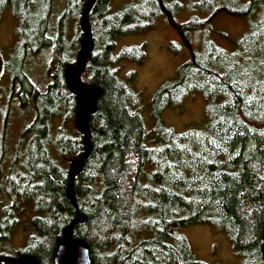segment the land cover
I'll return each mask as SVG.
<instances>
[{"label": "trees", "instance_id": "trees-1", "mask_svg": "<svg viewBox=\"0 0 264 264\" xmlns=\"http://www.w3.org/2000/svg\"><path fill=\"white\" fill-rule=\"evenodd\" d=\"M87 1L64 0L52 21V0H0V13L10 11L16 22L11 61H2L16 90L10 110L33 111L0 187L10 200H0V249L9 247L23 214L30 232L23 247L0 256L54 264L63 233L77 222L71 236L89 248L92 264H212L196 258L180 232L207 223L226 232L238 264H264V0H126L116 11L113 0L95 1L93 50L80 79L100 95L89 116L92 150L71 200L69 168L84 151L83 136L57 129L77 114L64 67L79 51ZM186 1L195 13L185 11ZM223 13L249 19L231 50L211 39L212 21ZM177 14L190 17L178 21ZM161 17L180 35L169 49H186L187 58L145 108L141 91L127 82L135 71L119 76L122 61H144L145 44L114 49L117 39L148 31ZM38 55L46 57L44 90L27 64ZM196 94L205 101L202 120L184 131L163 122V113ZM8 108L0 110L2 122Z\"/></svg>", "mask_w": 264, "mask_h": 264}, {"label": "rangeland", "instance_id": "rangeland-1", "mask_svg": "<svg viewBox=\"0 0 264 264\" xmlns=\"http://www.w3.org/2000/svg\"><path fill=\"white\" fill-rule=\"evenodd\" d=\"M125 1H111L110 10L116 11L120 9L123 4L128 3V1ZM63 2L64 0H52L50 10L52 21L55 18L58 19L62 14L64 10ZM185 5L187 13H195L189 11V1H186ZM0 14V58L2 61L10 62L9 51L13 53V45L16 40V22L10 11H2ZM197 15L199 17L206 16L204 13H198ZM188 17H190V14L176 15L178 21H183ZM248 21L247 17L220 14L219 17H216L212 21L211 39L220 47L231 50L233 48L232 41L245 33L249 25ZM179 40L180 35L178 31L167 25L162 17L158 18L154 26L148 31L122 36L116 40L115 54L119 53L122 47L145 44L146 56L144 61L139 64L134 61L124 60L119 71V76L123 80H127L128 71H135V73L133 72L131 81L127 80V82L137 91H141V102L145 108L148 106L156 90L165 81L174 78L176 68L186 60V49L175 53L168 47L169 41ZM27 64L33 79L37 81L40 89L44 90L46 83L49 82V77L46 74V57L44 55L29 57ZM13 102H17L15 88L13 86L10 89L7 73L2 69L0 72V110H4L8 105L9 108L6 110L3 122L0 116V187L4 185L3 179L6 175V170L15 156L21 130L25 127V124L27 126L31 122L33 117L32 110H26L24 114L11 112L10 108ZM27 104L28 101L26 102ZM146 113L148 124L152 126V121H149V111ZM204 115L205 101L200 94H196L193 99L187 100L181 108L169 109L163 113L162 120L167 126L173 127L177 131H184L202 120ZM60 125V119L56 118L53 127ZM67 125L68 127L57 129L60 135L66 136L68 132L75 134L77 127L74 121L70 119ZM69 195L72 196L71 193ZM0 200L4 203H9L10 201L4 196H0ZM1 215L0 208V219ZM28 223L27 215L23 214L20 225L10 232L9 247L0 249V253L14 254L13 250L15 248L25 245L30 232ZM180 232L187 237L190 248L196 258L212 264H238L239 259L234 254L225 231L207 223H197L181 228Z\"/></svg>", "mask_w": 264, "mask_h": 264}, {"label": "water", "instance_id": "water-1", "mask_svg": "<svg viewBox=\"0 0 264 264\" xmlns=\"http://www.w3.org/2000/svg\"><path fill=\"white\" fill-rule=\"evenodd\" d=\"M96 0H88L81 17V27L83 30V38L76 59L73 64H68L64 69V79L68 89L76 96L77 114L75 125L79 133L83 136V153L73 161V165L69 168V184L67 197L73 200L72 184L73 179L81 172L82 162L85 161L91 153V134L89 126V116L96 111V103L100 95V91L91 85L83 84L80 75L85 68L86 61L93 50V40L91 36L89 14ZM2 61L0 58V70ZM72 194V196L69 195ZM77 222L71 223L66 233H63L56 250L54 264H92L89 248L77 238L71 236L72 227ZM261 254L264 261V236L262 239ZM10 264H38L35 259L27 256L19 257H1L0 262Z\"/></svg>", "mask_w": 264, "mask_h": 264}, {"label": "flooded vegetation", "instance_id": "flooded-vegetation-1", "mask_svg": "<svg viewBox=\"0 0 264 264\" xmlns=\"http://www.w3.org/2000/svg\"><path fill=\"white\" fill-rule=\"evenodd\" d=\"M15 92H16V90H15ZM75 108H76V104H75Z\"/></svg>", "mask_w": 264, "mask_h": 264}]
</instances>
